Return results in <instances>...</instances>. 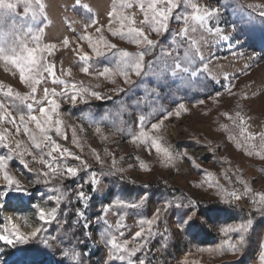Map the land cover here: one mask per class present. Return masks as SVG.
I'll use <instances>...</instances> for the list:
<instances>
[{"label": "rangeland", "instance_id": "374dc122", "mask_svg": "<svg viewBox=\"0 0 264 264\" xmlns=\"http://www.w3.org/2000/svg\"><path fill=\"white\" fill-rule=\"evenodd\" d=\"M40 3L43 8L33 3L27 13L23 3L7 15L0 13V47L11 55L12 49L19 52L22 44L35 47L37 42L32 36L39 35L41 46L55 45L44 56L53 65L54 75L67 84H53L44 73L35 94V100L41 103L37 105L32 98L22 102L15 93H28L30 89L21 82L14 65L0 60V103L11 113L0 121V136L4 137L0 140V155L13 157L7 171L31 193V199L26 198L23 204L0 199V232L5 225L10 228L9 218L26 234L41 228L40 238H57L54 247L82 253V264H127V256L123 262L115 258L107 243L112 236L118 242L127 241L129 248L143 245L132 258L133 264L141 260L145 264H264V216L257 210L260 195L264 194V151L260 141V134L264 133V19L259 17L264 0H175L178 7L171 14L166 33L152 32L143 23L144 14L136 0H131V7L123 8L120 0H80V6H76V0ZM114 6L116 12L131 18L133 26L158 41L144 57L142 74L129 73L130 84L118 75L108 78L94 74L105 66L115 69L120 49L132 53L140 50L108 31V13ZM157 7L166 9L167 0ZM205 7L219 11L201 26L192 17L196 8ZM112 26L119 27L115 17ZM97 27L101 33L96 32ZM208 28L221 31L217 35ZM245 30L253 31V39L247 41L240 35ZM181 31H185L184 36L179 35ZM85 34L94 41L103 35L117 48L95 57L88 42L81 39ZM65 38L69 40L67 46L63 44ZM186 51L190 54L187 62ZM83 52L89 54V61L79 59ZM158 57L160 62L156 63ZM177 62L191 70H178L173 75ZM165 63L168 71L160 76ZM86 66L90 69L87 74L81 72ZM193 71L197 74L192 75ZM73 84L100 92L102 99L85 95L83 99L78 97L74 105L70 96L57 97L67 139L56 137L54 132L51 135L62 148L81 159H61L59 153L53 156L61 165L80 171L74 178L66 172L63 177H45L43 173L50 171L49 166L41 162L40 150L33 147L23 127L17 131L19 116H27L28 103L33 104V114H39V107L47 105L43 98L45 88H55L59 93L65 87L71 89ZM9 86L13 95L5 97ZM181 104L183 108L179 107ZM140 116L145 117L143 122ZM13 118L15 123H9ZM241 119L245 133L253 137L250 141L240 135ZM153 123L160 127L152 129ZM97 127L100 133L96 132ZM29 128L35 130L33 124ZM74 128L79 146L73 144ZM142 131L148 134L147 138L140 136ZM133 137L138 139L133 141ZM153 137L158 138L162 149L173 154L171 162L152 147ZM17 141L22 142V147L13 152ZM25 147L28 151L21 162L19 152ZM48 151L43 150L45 160L50 159ZM93 173L98 181L95 186L88 182ZM3 186L0 178V190ZM56 188H60V193ZM245 188L251 191L246 194ZM81 191L85 194L83 200L78 196ZM233 191L239 199L228 195ZM60 194L63 199L55 218L41 221L40 209L47 212L56 207V201L49 197ZM118 200L139 207L120 208L116 205ZM190 202L219 209L194 233L178 224L184 210L176 205ZM165 203L170 207L164 208ZM106 204L112 205L107 211ZM157 209L159 218L149 234V226L141 221L151 219ZM249 218L254 226L245 245L240 251L231 250L229 245L238 240V234L223 230ZM141 227L145 229L144 238H135ZM0 248L4 249L0 261L12 264L16 259L14 250L2 242Z\"/></svg>", "mask_w": 264, "mask_h": 264}, {"label": "snow or ice", "instance_id": "6c2138e0", "mask_svg": "<svg viewBox=\"0 0 264 264\" xmlns=\"http://www.w3.org/2000/svg\"><path fill=\"white\" fill-rule=\"evenodd\" d=\"M139 4L141 11L144 14V21L143 23L148 25L150 30L155 33H161L168 31V21L170 20L171 14L173 10L178 7L175 3V0H167V8H158L157 5L164 2V0H136ZM19 3H23L25 5L24 11L27 13L33 3L39 5L40 8H43L44 5L40 3V0H17L16 3L8 2V0H0V13L3 15H7L9 11H14L17 8ZM76 6H80V0H76ZM119 6L123 7H131L132 3L131 0H120ZM83 7L87 8V5ZM195 7V6H194ZM196 14L193 15L194 20H198L201 26L207 24L209 20H211L215 14L219 11V9H209L205 7L204 9H195ZM35 17V13H33ZM109 16V25L108 31L111 33L112 36L116 37L119 36L123 39H126L128 42L137 46L139 51L132 53L127 50L120 49L119 55L116 58L115 62V69L105 66L102 70H97L94 74L98 77H115L121 76L124 78L126 83H132L129 79V73L134 72L137 76L142 74V69L145 65L144 57L145 55L154 47L158 45V41L152 40L149 38L145 32L138 27L133 26L132 20L130 17L124 16L115 11V6L113 11L108 13ZM119 22V27L112 26V18ZM259 17L264 19V9L259 12ZM92 23H95L93 21ZM42 32L43 29H40ZM186 31V30H185ZM185 31H181L179 34L180 36L185 35ZM208 31H215L217 35L220 33V29L217 28L213 30L212 28H208ZM97 33H101V28H96ZM240 35L246 37L247 41L253 39V31L252 30H245L241 31ZM81 39L86 40L88 42L89 47L91 48L92 52L94 53L95 57H103L106 53L111 52L113 49L117 48L116 45L111 44L103 35H100L97 40H93L90 35L85 34L81 37ZM32 40L37 42L35 47H28L27 44L21 45V50L17 52L15 49H12V54L8 55L5 53V49L0 47V60L7 61L14 65L19 70V78L21 82L27 84L30 92L21 94L20 92L15 93V97L20 101H27L29 98L35 100V94L37 93V85L41 83V79L43 78V74L47 73L49 77L52 78L53 84H67L66 80L60 79L59 77L54 75L53 65L47 62L44 53H51L52 50L55 48V45L52 43L44 44L41 46L39 43L40 36L33 35ZM63 44L67 46L69 44V40L65 38L63 40ZM240 46V45H238ZM79 47V46H78ZM82 51V50H81ZM163 52V50H162ZM168 55H171L169 53ZM194 55V53H193ZM79 59L81 61H89L91 57L87 52H83ZM178 61L180 58H176ZM190 59V54L188 51L185 52L184 61L187 62ZM160 62V58H157L156 63ZM149 65L152 62H148ZM168 65L165 63L158 75L162 76L168 71ZM178 70H182L183 72L187 73L191 70L190 67H182L180 62L175 64V67L172 69L173 75ZM81 72L89 73V67L81 68ZM195 71L192 72V75H196ZM115 83V80H112ZM123 91V89H119ZM13 95V90L11 86L8 87V90L4 92L5 97H10ZM85 95H91L95 97L97 100L102 99L101 93L95 90H90L89 88H85L83 86L77 87L76 84L71 86V89L65 87L59 93L56 91L55 88L49 90L47 88L44 89V99L47 100L46 106L39 107V114H33V104H27V116L21 113L19 116V124H17V131L20 130V127H23V131L25 135L28 136L29 140L31 141L33 147L35 149L40 150V160L41 162L47 164L49 166L50 171L43 173L45 177L48 176H57L63 177L64 173H67L69 178H74L79 174V169L77 167L68 166V165H61L57 158L53 156V153H59V157L61 159L64 158H73L76 160H80L81 158L74 153L70 152L67 148H62V146L57 143V140L53 138L51 133H55L56 137H61L67 139L64 129L62 128V120L59 118L60 113L59 109L61 107L60 103H58L59 98L67 99L70 96L71 102L75 105L78 97L83 99ZM35 103L39 105L41 103L40 100H35ZM13 107H18L17 105H13ZM183 108L184 105L181 104L179 106ZM179 114V113H177ZM11 113L8 111V108L4 103H0V121H4L9 117ZM227 115V114H226ZM239 115V114H237ZM140 121L143 122L145 120L144 116H140ZM9 123H15V118L8 121ZM29 124H33L35 126V130L29 128ZM243 120H240L239 128H240V135L244 137L246 141H250L253 139L252 135L246 134L245 129L243 127ZM160 127L159 124L153 123L151 125L152 129H158ZM73 132V144H78L76 139V129L72 130ZM96 132L100 133L101 129L99 127L96 128ZM141 137L147 138L148 134L146 132L140 133ZM4 137L0 136V140H3ZM138 139L137 137H133V141ZM260 141H261V149L264 151V133L260 134ZM152 147L155 149L157 153L163 152L165 158L168 162H171L174 157L173 154L167 148H161L160 144L158 143V138L153 137L151 140ZM17 147L13 149V152H17L22 147V142H16ZM8 147V145H5ZM48 148L49 151L47 152V156L50 158L48 160L44 159L43 150ZM28 149L25 147L23 152H19L21 157V162H23V155L24 152H27ZM258 155L260 153H257ZM251 155V152H249ZM12 156L5 157L4 155H0V178H2L4 182L3 190H0V199H5L9 201H16L17 203L23 204L25 199H31V193L26 191L20 182L7 171L9 166V162L12 160ZM99 159V157H97ZM81 163H85L81 161ZM55 164V167L52 165ZM113 166H115V161L113 162ZM144 167V165H141ZM85 167L87 165L85 164ZM117 171H122V169H117ZM90 182L93 186H95L98 181L95 178V173L91 178ZM36 184L40 183V180L37 179L35 181ZM47 183V181H45ZM95 190V188H94ZM55 191L60 193V188H56ZM251 189L245 188V193L247 194L250 192ZM230 197L239 199L237 193L235 191L228 193ZM78 196L81 200L84 199L85 194L83 191L78 193ZM55 200L57 206L52 207L50 210L45 212L44 208L40 209V216L39 219L44 222H50L49 218H55L58 212V206L60 201L63 199L62 194L56 195L55 197L50 196L49 200ZM228 202V201H225ZM255 202V201H254ZM260 207L257 209L262 216H264V194L260 195L259 198ZM116 205L120 208L130 207L136 208L139 207L138 204H125V201L118 200ZM112 205L106 204L104 205V210L107 211ZM170 207L169 203L164 204V208ZM177 208L183 209L184 211L181 212V219L178 222L179 227L185 231L191 230L193 233L198 230L202 224L207 223V221L213 217L215 213L219 211V209L212 207V206H201L198 202H190L189 204H177ZM160 209L156 210V214L147 221H141V224L146 223L149 226V234L151 226L156 223L159 218ZM78 215H83V213L78 212ZM119 223V222H118ZM8 224H10V228L5 225L3 231L0 232V242L3 243L5 247H11L13 251V255L16 256V259L12 261V264H82V260L80 257L82 253L75 251V249L69 248H61L59 246L54 247V241L57 238L43 239L40 238L39 234L42 233L43 229L36 228L30 233L21 232L17 225L11 223V219L9 218ZM254 226L253 219H247L245 222L239 223L234 227L230 226L223 231L231 232L238 234V240L230 244L229 247L233 251H240L243 246L245 245L246 236ZM87 227V225H85ZM145 229L141 227L139 231L135 233V238H144ZM107 243L111 245V249L113 250V254H115V258L120 261H125L127 256V264H133V257L135 256L136 252L143 247L140 248H129L128 242H118L116 236H112L111 239L107 240ZM264 247V245H262ZM4 249L0 248V254H2ZM57 254H59V258L57 259ZM264 259V256H262ZM0 264H8V261H0ZM139 264H145L144 260H141Z\"/></svg>", "mask_w": 264, "mask_h": 264}, {"label": "bare ground", "instance_id": "6f19581e", "mask_svg": "<svg viewBox=\"0 0 264 264\" xmlns=\"http://www.w3.org/2000/svg\"><path fill=\"white\" fill-rule=\"evenodd\" d=\"M16 204V203H15ZM15 206H17L18 207V204H16Z\"/></svg>", "mask_w": 264, "mask_h": 264}]
</instances>
